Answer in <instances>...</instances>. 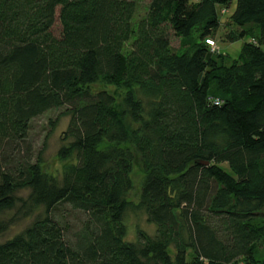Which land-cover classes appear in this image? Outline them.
Returning a JSON list of instances; mask_svg holds the SVG:
<instances>
[{
  "label": "trees",
  "instance_id": "1",
  "mask_svg": "<svg viewBox=\"0 0 264 264\" xmlns=\"http://www.w3.org/2000/svg\"><path fill=\"white\" fill-rule=\"evenodd\" d=\"M232 4L230 59L206 40ZM139 8L0 0V212L44 208L0 264H264V0ZM51 110L49 131L68 118L59 178L28 137ZM130 211L153 233L128 239Z\"/></svg>",
  "mask_w": 264,
  "mask_h": 264
},
{
  "label": "rangeland",
  "instance_id": "2",
  "mask_svg": "<svg viewBox=\"0 0 264 264\" xmlns=\"http://www.w3.org/2000/svg\"><path fill=\"white\" fill-rule=\"evenodd\" d=\"M140 3L139 14L143 15L145 13V8L148 0H137ZM233 10V4L231 9L225 11L220 18V27L214 36L215 43L212 46V50L216 52H221L223 54H228L230 59L236 58L240 47L244 40L229 41L225 38V34L234 29V26L227 25V19L230 12ZM59 24L56 21L53 27V32L58 34ZM171 45L174 49L179 46V38L171 34ZM264 50V45L262 46ZM58 114V110L48 111L33 119L31 124V129L29 132V141L33 146L35 152L42 146L45 141V148L42 154L43 158V168L45 171L59 178L61 176L63 165L65 160H62L58 154L60 148L65 144L66 141L61 139L62 132L66 128L68 118L62 117L56 124L53 131L50 130L49 119L54 118ZM133 181L134 186L128 193V199L132 201L137 200V195L139 192V185L143 178V172L140 165L136 162L134 166ZM22 197L26 198L27 192L22 191L19 193ZM19 205L11 210L0 212V219L9 221L7 229L0 234V243L12 238L18 232L23 230L26 226L31 224V222L40 214L43 213L44 208L42 206L36 207L30 214L21 215L16 213ZM13 216V217H12ZM126 224L128 227L127 238L130 240L135 239V234L137 229H141L147 233H153L154 226L152 224H147L145 216L142 212L130 211L126 215Z\"/></svg>",
  "mask_w": 264,
  "mask_h": 264
},
{
  "label": "built area",
  "instance_id": "3",
  "mask_svg": "<svg viewBox=\"0 0 264 264\" xmlns=\"http://www.w3.org/2000/svg\"><path fill=\"white\" fill-rule=\"evenodd\" d=\"M207 41V43H209V44H211L212 46L214 45V43H212V41L211 40H206Z\"/></svg>",
  "mask_w": 264,
  "mask_h": 264
}]
</instances>
